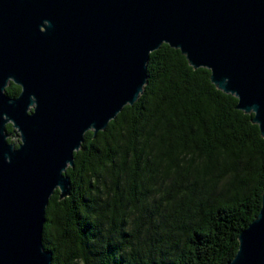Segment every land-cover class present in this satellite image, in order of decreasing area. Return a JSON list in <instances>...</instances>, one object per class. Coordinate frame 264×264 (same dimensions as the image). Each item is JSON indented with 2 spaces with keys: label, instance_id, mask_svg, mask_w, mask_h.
Masks as SVG:
<instances>
[{
  "label": "water",
  "instance_id": "water-1",
  "mask_svg": "<svg viewBox=\"0 0 264 264\" xmlns=\"http://www.w3.org/2000/svg\"><path fill=\"white\" fill-rule=\"evenodd\" d=\"M163 43L264 137V0H0V264H51L50 196L70 194L84 134L138 99ZM226 264H264V190Z\"/></svg>",
  "mask_w": 264,
  "mask_h": 264
},
{
  "label": "trees",
  "instance_id": "trees-1",
  "mask_svg": "<svg viewBox=\"0 0 264 264\" xmlns=\"http://www.w3.org/2000/svg\"><path fill=\"white\" fill-rule=\"evenodd\" d=\"M146 73L132 105L84 134L65 171L70 194L49 198L51 264H226L259 211L264 137L253 114L166 43Z\"/></svg>",
  "mask_w": 264,
  "mask_h": 264
}]
</instances>
